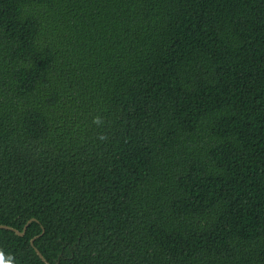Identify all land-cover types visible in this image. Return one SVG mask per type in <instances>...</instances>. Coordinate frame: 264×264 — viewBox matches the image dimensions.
Returning a JSON list of instances; mask_svg holds the SVG:
<instances>
[{"label":"trees","instance_id":"trees-1","mask_svg":"<svg viewBox=\"0 0 264 264\" xmlns=\"http://www.w3.org/2000/svg\"><path fill=\"white\" fill-rule=\"evenodd\" d=\"M30 219L5 260L264 264V0H0V225Z\"/></svg>","mask_w":264,"mask_h":264},{"label":"water","instance_id":"water-1","mask_svg":"<svg viewBox=\"0 0 264 264\" xmlns=\"http://www.w3.org/2000/svg\"><path fill=\"white\" fill-rule=\"evenodd\" d=\"M32 220H34V219H30V220L26 223V225L24 226V228H23L22 231H21V230H18V229H16V228H14V227L8 226V225H0V228H8V229H11V230L16 231L19 235H24V234L26 233V230H27L28 224H29ZM31 242H32V244L34 245V239H32ZM36 251H37V253L42 257V259H43L47 264H51V263H49V262L45 259V257L43 256V254L40 252V250H39L38 248H36Z\"/></svg>","mask_w":264,"mask_h":264},{"label":"clouds","instance_id":"clouds-1","mask_svg":"<svg viewBox=\"0 0 264 264\" xmlns=\"http://www.w3.org/2000/svg\"><path fill=\"white\" fill-rule=\"evenodd\" d=\"M94 122H98V119ZM14 257L5 260V255L3 251H0V264H14Z\"/></svg>","mask_w":264,"mask_h":264}]
</instances>
